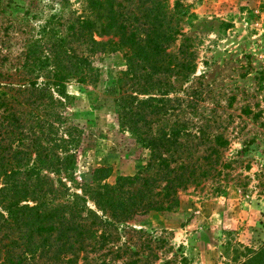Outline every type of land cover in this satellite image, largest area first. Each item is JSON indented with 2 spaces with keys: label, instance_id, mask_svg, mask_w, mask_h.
<instances>
[{
  "label": "trees",
  "instance_id": "16d2710c",
  "mask_svg": "<svg viewBox=\"0 0 264 264\" xmlns=\"http://www.w3.org/2000/svg\"><path fill=\"white\" fill-rule=\"evenodd\" d=\"M164 1L83 0L80 15L67 28V35L72 40L78 37L90 53L120 51L125 60L126 69L115 80L119 124L150 150L145 166L135 174L120 175L110 183L106 181L109 167L96 166L90 181L67 183L73 180V150L78 142L70 130L58 134L54 123L65 121V112L58 107L64 109L67 99H72L65 89L69 79L75 77L80 85L93 87L100 80L99 67L93 66L89 54L76 55L69 49L67 36L53 32L48 42L38 38L30 44L25 64L36 72L27 80L34 102L28 126L0 86V107L6 110L1 120L16 142L12 148V142L4 146L0 138V264H177L174 255L163 258L158 254L162 236L134 226L153 212L177 210L188 192L204 191L206 196L225 193L229 184L247 185L242 178L248 176L234 172L233 160L224 156L228 137L210 131L221 126L217 119L205 120L195 133L185 130L186 122L175 123L170 133L141 132L138 123L145 108L151 107L154 113L162 108L138 98L146 90L145 77L151 72L171 73L173 64L177 77L186 78L195 66L194 57L186 56L189 37L180 43L178 58L167 52L178 33L172 24L179 6L176 2L168 8L169 15ZM26 72L17 69L20 79ZM39 77L43 79L37 82ZM130 80L138 81L131 83L136 94L129 90ZM47 108L51 118L39 113ZM129 229L142 238L136 251L130 248L131 238L123 235ZM231 248L236 264H264V241L257 247L233 244Z\"/></svg>",
  "mask_w": 264,
  "mask_h": 264
},
{
  "label": "rangeland",
  "instance_id": "374dc122",
  "mask_svg": "<svg viewBox=\"0 0 264 264\" xmlns=\"http://www.w3.org/2000/svg\"><path fill=\"white\" fill-rule=\"evenodd\" d=\"M82 1L0 0V86L7 91L24 126L29 125L34 108L27 80L33 79L36 70L25 62L35 39L48 42L53 32L67 36V47L76 55L89 54L93 66L100 69L95 87L80 85L75 77L69 79L65 89L72 99H67L64 109L58 107L65 112V121L54 123L58 134L70 130L78 142L73 150V180H67L71 186L90 181L96 166L109 167L106 181L110 183L120 175H133L145 166L150 155L149 148L119 124L114 97L116 76L126 69L121 52L93 54L78 37L72 40L67 35L68 25L84 7ZM176 2L179 7L172 26L178 33L167 52L178 58L180 43L189 37L186 56L194 57L195 66L186 78L177 77L173 64L171 73L146 72L152 75H145L146 90L138 98L162 108L157 113L149 106L145 108L144 118L138 123L141 132L170 133L175 123L186 122L185 130L195 133L199 124L215 118L222 127L210 128L211 133L223 132L228 137L230 144L224 156L233 160L234 172L249 179L241 177L248 181L246 186L229 184L222 194L188 192L177 210L153 212L134 227L162 236L158 254L163 258L174 255L177 264H236L232 260L233 244L257 247L264 241V0H166L169 15L172 11L168 8ZM46 25L48 29L42 31ZM17 69L28 71L25 78L20 79ZM1 81L15 85L3 86ZM132 82L138 81L128 83L130 92L136 94ZM46 110L39 113L51 118L50 108ZM4 115L6 110L0 107V120ZM5 123L0 121V138L4 146L12 142L14 148L16 142ZM123 235L131 238L130 248L136 251L141 236L131 229ZM124 239H119V246Z\"/></svg>",
  "mask_w": 264,
  "mask_h": 264
}]
</instances>
